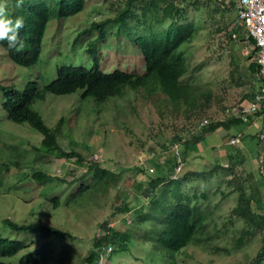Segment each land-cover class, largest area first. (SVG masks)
<instances>
[{"label":"rangeland","instance_id":"rangeland-1","mask_svg":"<svg viewBox=\"0 0 264 264\" xmlns=\"http://www.w3.org/2000/svg\"><path fill=\"white\" fill-rule=\"evenodd\" d=\"M39 1L23 0L20 6L29 8ZM42 1L50 7L55 4V0ZM126 1L84 0L81 12L68 18H50L40 59L30 67L14 64L0 48V83L22 90L28 80H35L42 87L56 77L62 65L89 67L92 57L88 44L94 40L104 72L121 69L141 74L143 56L135 39L189 24L191 37L179 46L186 56L187 72L179 78L188 87L185 97L173 99L157 88L148 93L144 89H127L122 96L100 103L82 99L77 90L62 96L46 94L44 100L34 101L30 107L49 128L62 118L58 130L60 148L85 157V161L78 162L76 157L54 155L50 159L40 154L36 148L42 135L25 122L7 119L0 91V239L27 244L38 235V241L30 244L42 253L45 261L40 264H89L85 258L93 251L91 244L101 233L98 225L104 221L105 228L128 233L133 246L112 255L116 249L113 246L90 264H250L263 245L264 225H251L237 210L248 202L247 197L249 208L264 206V153L256 141L250 148L244 135L232 149L230 162L228 158L223 160L226 156L221 150L222 163L216 162L219 167L202 166L203 159L184 161L177 178L168 177L153 192H142L152 177L145 165L163 151L161 146L167 147L175 136L183 141L198 135L205 120L216 122L234 116L233 112L248 101L247 95L257 92L259 78H253L248 69L254 61L253 46L246 37L243 42L228 38L239 26L236 2L233 0L234 7L230 3L226 10L217 0H176L179 11L166 17L163 7L169 0H153V5L135 0L129 8L130 16L123 17L120 23L116 17ZM15 8L16 0H8L10 17ZM101 20H107L102 38L98 39V32L93 30L75 41L77 33ZM236 129L239 127L233 126ZM220 130L224 134L218 136L219 140L233 133ZM205 139L208 142V137ZM91 160L110 171L118 168L121 179L108 177L95 184L88 169ZM139 167L144 172H139ZM34 171L45 172L48 177L34 180L30 177ZM64 174L76 181L58 182L57 177ZM82 184L87 188L82 199L65 203ZM52 197L58 198L61 206L53 207ZM124 203L127 205L122 208ZM177 203L191 205L195 216L204 214L207 218L197 228L191 244L169 252L163 246L157 247V241L163 219ZM118 207L120 211L116 213ZM4 219L49 223L62 234L16 232L3 224ZM30 251L35 250L25 247L2 261L18 264L21 255ZM259 264H264V258Z\"/></svg>","mask_w":264,"mask_h":264},{"label":"trees","instance_id":"trees-1","mask_svg":"<svg viewBox=\"0 0 264 264\" xmlns=\"http://www.w3.org/2000/svg\"><path fill=\"white\" fill-rule=\"evenodd\" d=\"M135 0H127L123 10L118 14L116 20L123 23V17H128L129 8ZM84 0H55V4L51 7L45 1L40 0L29 8L22 9V6L16 7L14 13L10 18L23 17L24 27L20 29V39L24 41V47L21 49L18 45L9 47L7 40L0 41V48L7 54L8 58L16 65L21 67H30L35 65L39 59L42 50V40L45 34V29L50 18H68L73 14L81 12L85 5ZM167 2V0H165ZM233 0H217V3L228 10L229 4L232 5ZM236 2V0H235ZM176 0H169L163 7V14L167 16L178 12V6L175 5ZM145 4L153 5V0H146ZM237 21V18H236ZM107 20L99 22H92L91 25L82 29L77 33L75 41L81 35L90 33L93 30L98 32V39L105 35L104 25ZM238 24V21H237ZM239 25V24H238ZM192 33V27L189 24L175 25L166 29L160 34H152L148 36H140L135 39V44L143 56V73H130L121 69H115L112 72H104L100 68L98 51L95 48L96 41H91L88 44V52L92 57L91 65L85 67L82 65H62L56 70V77L48 84L40 87L39 83L35 80H28L22 90H18L10 84L0 83V91L4 96L2 108L6 113L8 120L15 123H27L32 129L36 130L42 135L41 144L37 146L36 150L40 154H47L50 159L54 157H65L70 159L76 157L78 162L85 161V157L74 150L61 149L58 142V130L63 124L62 118L49 128L45 125L40 115L34 111L30 106L36 100H44L46 94L51 95H69L75 91H80L82 99H94L97 102H104L108 99H113L122 96L127 91H136L137 89H144L146 93L157 89L163 90L169 94L173 99L184 98L185 90L188 88L186 84L180 83L179 78L187 72L186 56L179 50V46L189 40ZM235 34L236 37H233ZM245 31L240 26L234 27L228 34L229 39H236L238 41H245ZM247 41L253 45V39L247 37ZM256 49L252 50L255 55ZM251 57V56H250ZM248 69L253 78L256 75L258 66L253 61L248 65ZM259 78V77H258ZM257 78V79H258ZM257 92L260 90L262 81L258 79ZM255 92V93H257ZM255 93L247 95L248 100L254 98ZM207 98V96H205ZM79 111V109H76ZM238 124L243 125L242 118L231 116L223 121L207 122L200 126L198 135H191L183 141L178 136H175L173 141L163 145V151L156 153L153 162L147 163L145 166L147 172L151 174V178L142 189L144 194L153 192L152 189H157L159 185L168 181V177L173 176L174 169L177 164V157L175 150L183 161L187 160L189 148L200 142L206 135L212 134L218 128L229 129ZM252 139L256 141L259 146V138L255 134ZM35 148V147H34ZM33 148V149H34ZM261 150V148H260ZM153 152V151H151ZM36 153V152H35ZM258 156V155H257ZM164 157L163 161L159 159ZM151 159V158H150ZM229 162L232 160V155L229 153ZM148 166V167H147ZM219 167V165H216ZM91 168L93 174L92 179L95 184L103 182L104 179L110 177H118L121 179L122 174L117 173L118 168L114 171L101 167L100 162L97 160L89 161L88 169ZM139 172H144L142 167L137 168ZM156 171V175L153 173ZM66 172V171H65ZM69 175L68 172L66 173ZM154 175V176H153ZM65 177H57L60 183H71L76 181ZM34 180L41 181L46 179L48 175L42 171H34L30 174ZM77 178H79L77 176ZM79 180V179H78ZM87 189L85 185H80L78 190L72 194L65 203L78 202L83 197V190ZM150 196L148 197V199ZM248 202L237 210L238 214L243 215L251 225L263 224L264 225V206H259L257 210L249 208L248 203L250 198L247 197ZM53 207L61 206L58 198L52 197L50 199ZM127 203H124V208ZM120 207L117 208V212ZM207 216L200 214L194 215L193 207L186 203H177L172 207L163 219V228L160 230L158 237V246H163L169 252H177L184 249L187 245L193 242L197 228L200 227L205 221ZM3 224L8 226L11 230L16 232H25L34 234L38 231H43L48 234L61 235L62 231L54 227L52 224L45 222H35L30 224L15 223L9 219H4ZM106 223L103 221L98 225L99 232H101L92 242L90 255L85 258L86 263H91V260L100 255L103 256L104 250L109 253L113 246L112 255L122 254L130 250L133 246L132 238L128 233L116 232L110 228H105ZM37 237L32 241H38ZM31 241V242H32ZM30 242V243H31ZM30 243L11 239H0V264H7L3 262V258L14 257L25 247L31 250L21 255L18 264H40L45 259L42 253L36 247H32ZM98 253H97V251ZM111 255V256H112ZM110 258V257H109ZM264 258V239L263 245L260 247L257 255L253 258L250 264H259ZM88 261V262H87Z\"/></svg>","mask_w":264,"mask_h":264},{"label":"built area","instance_id":"built-area-1","mask_svg":"<svg viewBox=\"0 0 264 264\" xmlns=\"http://www.w3.org/2000/svg\"><path fill=\"white\" fill-rule=\"evenodd\" d=\"M236 18L238 24L245 31L246 39L251 37L253 39V49H256L254 61L258 66L256 75L261 79L262 84L260 90L255 93L254 98L249 101L246 106L239 107L233 112L237 118H242L243 115H257L260 118L258 125V136L262 141V151H264V0H237L236 4ZM233 37H236L233 35ZM208 121H204L207 123ZM240 135L229 138L231 145H236L239 142ZM177 157V164L174 169L173 176L177 178L182 171L184 161L180 158L175 150Z\"/></svg>","mask_w":264,"mask_h":264},{"label":"crops","instance_id":"crops-1","mask_svg":"<svg viewBox=\"0 0 264 264\" xmlns=\"http://www.w3.org/2000/svg\"><path fill=\"white\" fill-rule=\"evenodd\" d=\"M249 101H251V100H248L247 102H245L244 106H246L249 103ZM234 117H236V116H234ZM242 121H243L244 127H243V125L238 124L234 127H239V129L233 130V127H231L229 129L225 130V131L233 130V133H231L230 136H223L222 140H219V138H218L219 135L224 134V133L220 132L221 131L220 129H222V128H218L216 130V132L214 131L212 134L206 135L200 142H197L193 146V148L192 147L189 148L186 162H188V161L189 162H192V161L193 162H199L203 159L204 162L201 163L202 166H206V165L212 166L213 165L215 167H218L216 165L218 163H220V164L222 163L219 161L220 160L219 159L220 158L219 152L221 150L224 151V155L226 156V158H224L223 160H226L229 156V153H231V155H232V153H233L232 149L242 142V137H244V135H246L248 137L247 141L250 144L249 147L252 148L253 140H254V139H252V136L255 134L258 136L259 131H258L257 127L259 125L260 118L257 115L247 114V115L242 116ZM218 130H220V131H218ZM236 135H240L239 142L236 145H231L229 143V138L232 136H236ZM206 137H208V142L205 139ZM258 138H259V136H258ZM250 141H251V143H250ZM259 143H260V148L262 150L263 143L260 139H259ZM243 145H245V143H243ZM203 154H205V155L203 156ZM222 158L223 157H221V160H222ZM209 160H211V162H208ZM216 162H218V163H216Z\"/></svg>","mask_w":264,"mask_h":264},{"label":"clouds","instance_id":"clouds-1","mask_svg":"<svg viewBox=\"0 0 264 264\" xmlns=\"http://www.w3.org/2000/svg\"><path fill=\"white\" fill-rule=\"evenodd\" d=\"M22 3L23 0H16V7ZM7 8L8 0L0 2V41L7 40L9 47L18 45L22 49L24 41L20 39L19 31L24 27L23 17L10 18Z\"/></svg>","mask_w":264,"mask_h":264},{"label":"bare ground","instance_id":"bare-ground-1","mask_svg":"<svg viewBox=\"0 0 264 264\" xmlns=\"http://www.w3.org/2000/svg\"><path fill=\"white\" fill-rule=\"evenodd\" d=\"M236 4H237V0H236ZM238 21V20H237ZM233 35H235V34H233Z\"/></svg>","mask_w":264,"mask_h":264}]
</instances>
